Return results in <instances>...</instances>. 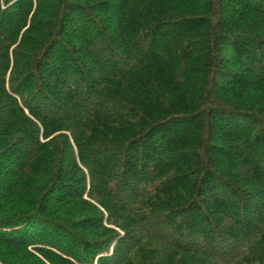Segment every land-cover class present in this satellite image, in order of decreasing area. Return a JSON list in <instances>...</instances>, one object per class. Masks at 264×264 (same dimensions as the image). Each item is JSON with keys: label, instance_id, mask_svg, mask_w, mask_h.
I'll return each mask as SVG.
<instances>
[{"label": "trees", "instance_id": "obj_1", "mask_svg": "<svg viewBox=\"0 0 264 264\" xmlns=\"http://www.w3.org/2000/svg\"><path fill=\"white\" fill-rule=\"evenodd\" d=\"M0 264H264V0H0Z\"/></svg>", "mask_w": 264, "mask_h": 264}]
</instances>
